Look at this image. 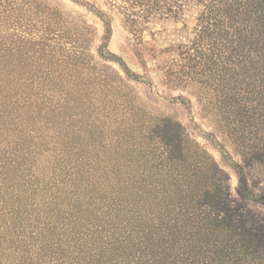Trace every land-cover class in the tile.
I'll list each match as a JSON object with an SVG mask.
<instances>
[{"label":"rangeland","instance_id":"rangeland-1","mask_svg":"<svg viewBox=\"0 0 264 264\" xmlns=\"http://www.w3.org/2000/svg\"><path fill=\"white\" fill-rule=\"evenodd\" d=\"M4 2L0 11L10 9V2L7 7ZM14 2L17 7L9 19L0 18V43L8 47L2 54L12 77L42 81L50 72L67 82L56 96L60 104L53 113L51 103L42 104V96L32 104L20 99L4 108L0 141L8 142L19 130L11 112L23 111L43 123L55 115L53 122L35 129L46 143L68 131L85 146L103 126L108 161L136 150L143 167L144 159L153 155L150 149L159 154L164 143L185 147V162L175 152L165 163L172 173L167 179L171 196L181 184L192 185V178H198V186L213 189L217 184L237 232L252 237V251L264 259V75L259 54L252 53L240 70L226 63L224 55L210 52L189 64L186 53L198 44L202 10L193 1L177 17L153 11L145 13L147 18L131 0ZM103 51L117 60L102 56ZM53 89L35 83L25 91L47 96ZM220 147L242 166L245 183L223 159ZM44 167L49 168L46 163Z\"/></svg>","mask_w":264,"mask_h":264},{"label":"trees","instance_id":"trees-1","mask_svg":"<svg viewBox=\"0 0 264 264\" xmlns=\"http://www.w3.org/2000/svg\"><path fill=\"white\" fill-rule=\"evenodd\" d=\"M7 1L10 9L0 11L3 21L17 7L14 0H5L3 6L7 7ZM131 1L144 18L153 11L177 17L187 2H195L202 9L200 35L194 51L186 53L188 63L210 52L224 55L226 63L240 70L243 61L258 53L264 75V0ZM7 50L0 43V122L4 108L20 99L32 104L33 98L42 96V104L51 103V108L45 107L53 113L60 104L56 96L67 80L50 72L42 81L12 77L10 63L2 54ZM102 56L118 58L109 51ZM35 83L56 89L47 96L27 95L25 89ZM18 89L22 90L15 93ZM24 113L11 112L19 130L9 135L8 142L0 141V264H264L263 257L251 249L253 238L237 232L223 199L226 195L217 184L213 189L198 186V178H192V185L181 184L171 196L167 179L172 173L165 163L175 152V158L185 162V147L164 143L159 154L150 149L153 155L144 159L143 167L136 150L117 153L108 161L103 126L85 146L68 131L46 143L41 142L42 135H35L37 125L43 123L41 117ZM54 116L46 118L44 126ZM220 150L245 183L242 166L224 148Z\"/></svg>","mask_w":264,"mask_h":264}]
</instances>
